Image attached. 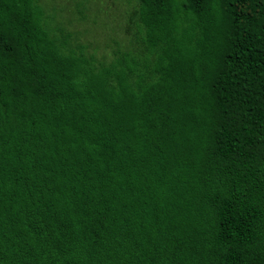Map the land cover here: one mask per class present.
I'll use <instances>...</instances> for the list:
<instances>
[{
    "label": "trees",
    "instance_id": "trees-1",
    "mask_svg": "<svg viewBox=\"0 0 264 264\" xmlns=\"http://www.w3.org/2000/svg\"><path fill=\"white\" fill-rule=\"evenodd\" d=\"M126 2L0 0V264H264V0Z\"/></svg>",
    "mask_w": 264,
    "mask_h": 264
},
{
    "label": "rangeland",
    "instance_id": "rangeland-1",
    "mask_svg": "<svg viewBox=\"0 0 264 264\" xmlns=\"http://www.w3.org/2000/svg\"><path fill=\"white\" fill-rule=\"evenodd\" d=\"M57 20L99 54L108 53L123 39L126 0H41ZM83 3L80 6L79 3ZM81 11V13H80Z\"/></svg>",
    "mask_w": 264,
    "mask_h": 264
}]
</instances>
